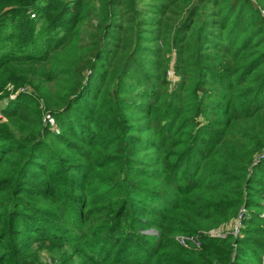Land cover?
Listing matches in <instances>:
<instances>
[{
  "label": "trees",
  "instance_id": "obj_1",
  "mask_svg": "<svg viewBox=\"0 0 264 264\" xmlns=\"http://www.w3.org/2000/svg\"><path fill=\"white\" fill-rule=\"evenodd\" d=\"M261 11L0 0V264H264Z\"/></svg>",
  "mask_w": 264,
  "mask_h": 264
},
{
  "label": "built area",
  "instance_id": "obj_2",
  "mask_svg": "<svg viewBox=\"0 0 264 264\" xmlns=\"http://www.w3.org/2000/svg\"><path fill=\"white\" fill-rule=\"evenodd\" d=\"M30 16L33 17L32 14H31ZM261 16H262V18L264 19V11H261ZM167 75H168V79H169V81H170L172 84H174L175 81H176V78H174V76L172 75V71L168 72ZM8 90L11 91V90H12V87L9 86V87H8ZM19 91H23V89H20ZM46 118H49V116H46ZM261 157H264V152H263V154L261 155ZM244 212H245L244 209H241L240 212H239V215H238V217H237V221H236V223L234 224V227H233V229H232V234H233L234 236H237L238 233H239V230H240V227H241V222H242V218H243V214H244ZM209 235L212 236V237H220V236H221V233H220L219 231H210V232H209ZM177 240H178V242H179L180 244H184V241H185V240H184L183 238L179 237V238H177ZM193 244L196 246V248L199 247V243L193 241Z\"/></svg>",
  "mask_w": 264,
  "mask_h": 264
},
{
  "label": "rangeland",
  "instance_id": "obj_3",
  "mask_svg": "<svg viewBox=\"0 0 264 264\" xmlns=\"http://www.w3.org/2000/svg\"><path fill=\"white\" fill-rule=\"evenodd\" d=\"M262 17V16H261ZM263 19V18H262ZM264 20V19H263ZM170 71H172V75L174 76V71H173V69H171V70H168V72H170ZM167 77H168V75H167ZM174 78H175V76H174ZM1 104V103H0ZM0 118H1V116H0ZM49 255H50V251H48V250H43V252H42V256H43V258L45 259L46 258V260H47V258L49 257ZM76 260L77 259H75L74 261L76 262ZM264 263V262H263Z\"/></svg>",
  "mask_w": 264,
  "mask_h": 264
}]
</instances>
